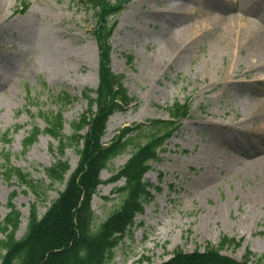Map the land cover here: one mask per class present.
Wrapping results in <instances>:
<instances>
[{"label":"rangeland","instance_id":"obj_1","mask_svg":"<svg viewBox=\"0 0 264 264\" xmlns=\"http://www.w3.org/2000/svg\"><path fill=\"white\" fill-rule=\"evenodd\" d=\"M22 1L0 0V221L17 192L13 202L23 216L18 238L27 230L31 204L38 202L42 216L65 188L64 183L52 185L45 172L61 158L59 141L43 133L25 152L24 139L35 125L44 130V116L51 112H62L63 133L70 136L72 124L88 107L84 94L95 97L99 84V47L93 35L97 20L89 1L30 0L20 14ZM178 5L187 6L189 14H174ZM243 5L264 19V0H244ZM214 7L223 8V16L236 15L233 2L131 0L109 19L117 21L112 70L135 101L110 117L103 141L110 142L125 127L168 119L167 108L176 100L192 102L190 117L145 176L153 198L109 264L162 263L177 249L190 253L219 246L224 236L241 242L225 246L224 254L241 261L249 250L250 264H264V66L254 61L264 46V22L263 29L243 31L237 46H226L228 26L203 25L204 13ZM185 25H191L194 36L166 51L168 38ZM64 94L74 102L64 104ZM7 132L8 144L3 141ZM148 135H137L133 148L102 171L104 183L92 201L95 225L120 205L118 188L124 180H109ZM6 154L12 167L41 182L40 197L15 179L7 180ZM63 159L71 172L77 168L74 149Z\"/></svg>","mask_w":264,"mask_h":264},{"label":"trees","instance_id":"obj_2","mask_svg":"<svg viewBox=\"0 0 264 264\" xmlns=\"http://www.w3.org/2000/svg\"><path fill=\"white\" fill-rule=\"evenodd\" d=\"M94 10L97 25L94 37L99 46V84L91 97L86 92L88 107L78 121L72 124V134L64 131L62 112H51L44 116L47 127L42 130L35 125L23 141L24 151L46 133L59 141L57 152L61 156L57 162L45 168L51 184L64 183L60 192L44 215H40L38 202L30 206L27 230L23 237L17 233L23 216L14 204L17 192L9 200V213L0 221V264H109L114 250L123 236L136 224V218L144 213L145 202L152 199V185L145 180L151 170L152 162L161 160L160 153L166 142L178 131L183 120L190 115L192 103L176 100L167 108L170 119L151 120L148 124L137 127H125L108 143L109 118L117 111L124 110L135 100L129 95L122 83V77L116 75L111 66V38L117 21L110 22V17L118 15L124 4L130 0H88ZM24 13L28 0H23ZM64 104L74 102V97L64 94ZM148 132L145 143L135 147L127 163L109 181L124 180L118 188L122 195L120 205L101 224L95 225V212L92 207L94 195L101 184V173L109 163L133 148L134 138ZM7 132L3 141L10 143ZM74 149L79 157L77 168L71 172V164L64 160L68 149ZM7 180L15 179L20 186L41 196V182L33 180L29 174L10 165V155L5 156ZM241 242L223 237L219 246L206 245L204 250L187 253L177 249L168 261L151 264H250L252 252L238 261L224 254L225 246L239 247ZM262 258L259 259L261 261Z\"/></svg>","mask_w":264,"mask_h":264},{"label":"bare ground","instance_id":"obj_3","mask_svg":"<svg viewBox=\"0 0 264 264\" xmlns=\"http://www.w3.org/2000/svg\"><path fill=\"white\" fill-rule=\"evenodd\" d=\"M217 1L233 2L234 7L232 10L236 12V15L234 16L230 14L227 16H223L219 12L221 11L224 12L223 11L224 9L220 7H214L213 9L214 12L204 13L205 21L203 25L208 26L209 22H217V23H223L226 26H228L227 28H225V34H224L225 35L224 38L229 39L226 46H228L229 44L237 46L243 31L249 29L250 30L263 29L261 24L264 22V19L259 14H255L254 12L248 11L243 5L244 0H241V2H237L236 0H217ZM249 1H251L252 4H256L258 3L259 0H249ZM188 9L189 8L185 5H178L174 7L172 11L174 12V14L182 15L180 14L182 11H184L183 12L184 14H189L187 13V11H185ZM235 19L237 20V22L235 21ZM191 29H192L191 25H185L184 27H182L181 30H178L176 33L172 34V36L168 38L167 45L165 46L166 51L172 50L175 46H179V45L183 46L187 44L189 39L194 36V34L190 35L192 31ZM203 29L205 30L206 28ZM230 39L232 40L231 42ZM221 46H222V42L220 41L218 42V49H220ZM256 53L257 54L254 57L255 58L254 61L256 60L255 64L264 66V46H261ZM173 55L174 53L172 54V56ZM94 87H96V85H94Z\"/></svg>","mask_w":264,"mask_h":264}]
</instances>
